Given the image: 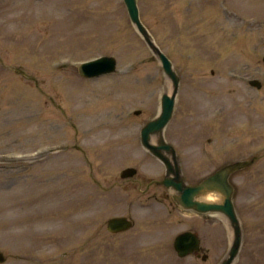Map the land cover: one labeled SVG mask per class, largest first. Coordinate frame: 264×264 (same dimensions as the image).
<instances>
[{
	"label": "rangeland",
	"instance_id": "obj_1",
	"mask_svg": "<svg viewBox=\"0 0 264 264\" xmlns=\"http://www.w3.org/2000/svg\"><path fill=\"white\" fill-rule=\"evenodd\" d=\"M137 1L181 79L165 138L186 180L256 158L231 176L244 231L234 264H264V0ZM102 55L116 71L80 74ZM171 91L124 0H0V264H220L226 216L179 207L141 141ZM117 215L134 227L109 231ZM185 230L200 255L177 254Z\"/></svg>",
	"mask_w": 264,
	"mask_h": 264
},
{
	"label": "water",
	"instance_id": "obj_2",
	"mask_svg": "<svg viewBox=\"0 0 264 264\" xmlns=\"http://www.w3.org/2000/svg\"><path fill=\"white\" fill-rule=\"evenodd\" d=\"M124 1L132 22L159 58L166 75L172 81V92H165L162 95L159 114L149 120L141 129L142 143L165 163L167 174L163 183L174 191L173 198L181 207L199 213L219 212L226 216L233 238L229 251L220 264H233L241 249L243 229L233 200L235 186L230 177L235 171L250 165L254 158L236 160L222 165L195 184L186 182L177 151L164 135V129L173 115L176 96L179 91L180 76L175 70L172 60L157 44L154 36L142 21L137 0ZM116 67V58L104 55L80 63L79 72L84 76L95 77L112 72ZM250 84L258 88L262 87V82L257 78L251 79ZM136 172L135 167H127L123 170L122 176H133ZM210 196L215 197V199H209ZM107 224L110 231L119 232L132 227L133 221L127 216H114L108 219ZM200 241L197 233L184 231L177 235L175 248L181 256H185L199 250ZM203 258L206 259L207 255H204ZM4 260L5 255L0 252V261Z\"/></svg>",
	"mask_w": 264,
	"mask_h": 264
},
{
	"label": "bare ground",
	"instance_id": "obj_3",
	"mask_svg": "<svg viewBox=\"0 0 264 264\" xmlns=\"http://www.w3.org/2000/svg\"><path fill=\"white\" fill-rule=\"evenodd\" d=\"M209 199H215V197H211V196H210V198H209Z\"/></svg>",
	"mask_w": 264,
	"mask_h": 264
},
{
	"label": "flooded vegetation",
	"instance_id": "obj_4",
	"mask_svg": "<svg viewBox=\"0 0 264 264\" xmlns=\"http://www.w3.org/2000/svg\"><path fill=\"white\" fill-rule=\"evenodd\" d=\"M157 184H161L160 182L156 181ZM151 184V183H150Z\"/></svg>",
	"mask_w": 264,
	"mask_h": 264
}]
</instances>
